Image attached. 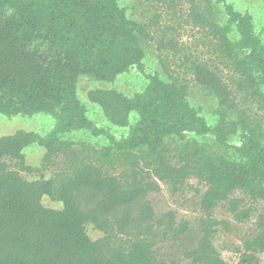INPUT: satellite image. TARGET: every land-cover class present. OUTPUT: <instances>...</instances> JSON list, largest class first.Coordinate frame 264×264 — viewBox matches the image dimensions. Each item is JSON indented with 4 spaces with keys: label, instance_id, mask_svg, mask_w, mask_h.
<instances>
[{
    "label": "trees",
    "instance_id": "16d2710c",
    "mask_svg": "<svg viewBox=\"0 0 264 264\" xmlns=\"http://www.w3.org/2000/svg\"><path fill=\"white\" fill-rule=\"evenodd\" d=\"M158 1L162 8L153 4L154 14L140 22L119 0H0V113L55 117L47 134L18 130L0 136V264H163L156 246L179 240L189 222H178L174 211L158 219L149 195L161 190L159 181L177 192L190 178L204 184V217L202 237L185 256L192 264H227L213 244L219 225L214 209L225 203L244 222L255 211L248 201H264V42L253 16L228 0H217L225 8L226 26L217 20L214 0H186L187 8L182 0ZM163 10L174 24L197 28L203 43L230 63L236 74L230 81L250 96V104L257 103V111L231 119L228 111L238 108L240 92L219 66L194 59L191 74L218 101V122L211 126L188 100L187 79L161 59L169 79L145 75L143 92H88L115 125L128 126L137 114L126 136L117 139L88 117L78 96L80 77L115 81L134 66L145 73L143 43L163 45L177 29L162 23ZM77 130L106 136L108 144L98 148L62 138ZM239 131L241 143L233 147L230 140ZM192 133H212L218 144L234 148L237 159L188 140ZM171 139L184 144L171 148ZM32 144L45 149L43 169L60 157L63 170L49 178H24L21 172L33 170L24 153ZM75 145L80 148L74 150ZM45 195L63 207L44 206ZM87 223L103 236L93 239ZM257 227L236 247L241 264H258L254 251L264 252V214Z\"/></svg>",
    "mask_w": 264,
    "mask_h": 264
},
{
    "label": "rangeland",
    "instance_id": "374dc122",
    "mask_svg": "<svg viewBox=\"0 0 264 264\" xmlns=\"http://www.w3.org/2000/svg\"><path fill=\"white\" fill-rule=\"evenodd\" d=\"M217 9V20L222 26L228 24L225 8L217 0H214ZM236 10L242 13H249L254 18L256 33L264 42V2L260 0H228ZM120 5L126 9L128 16L140 22L146 21L154 14L155 7L153 4L162 8V3L158 0H119ZM184 8H187L186 0H182ZM170 14L171 11H170ZM162 23H171L175 26L176 31L168 33L164 39V44L160 45L156 42H144L145 58L144 72H141L136 66L132 67L117 77L115 81H102L90 79L87 76L80 77L78 81V96L83 105L87 108L88 117L94 121L99 127L104 128L107 132L121 139L126 136L132 125H134L138 116L132 113L130 125L118 126L110 122L103 113L101 106L89 100L88 92L92 89H117L128 96H134L136 93L143 92L148 84L145 75L159 73L164 80L169 79V75L165 72L161 59L166 60V64L173 70V74L187 79L189 86L188 100L197 109L201 115L208 121L211 126H215L218 122L216 111L218 109V101L216 97L204 90L194 79L191 74L192 62L195 59L207 61L216 64L223 71L226 79L234 90H238L237 109L228 111L231 119L238 120L239 112L250 114L257 111V103L250 104V96H245L244 90H239L236 83L230 81L236 79V74L231 68L229 62L220 57L214 49L203 43V34L197 28L189 25L174 24L167 10H163ZM163 24V25H164ZM232 38H237L236 27H232ZM159 45L161 47H159ZM187 56L190 60H186ZM250 105H252L250 107ZM253 109V110H252ZM55 125V117L46 113H39L33 116L18 114L16 116H7L0 113V136L14 134L18 130L35 131L40 134H47ZM62 138L73 143H88L98 148L108 144L106 136H94L87 130H77L62 135ZM188 140L196 139L202 145H205L212 153L222 155L227 160H236L237 154L234 148H226L217 143L212 133L198 136L189 134ZM242 140V131L234 135L230 144L233 147L240 145ZM171 148L184 144L183 141L171 139L168 141ZM80 148L74 146V150ZM26 162L33 168L32 172H21L24 178L28 180L39 179L41 177L49 178L59 171H62L64 161L62 158H55L47 169L42 167V159L45 149L39 144H32L25 148ZM161 190L152 192L149 199L155 209L157 218L168 211L176 213L177 221L187 220L189 222L188 231L179 239H169L161 242L155 248V253L163 264H192L185 254L195 249L202 237L201 219L204 212L201 208V194L205 191L204 184L198 182L195 178L188 179L187 183L177 192H174L169 183L160 182ZM241 196L240 193L237 194ZM255 211L248 221L239 222L228 210L225 203L219 204L213 211L214 216L219 221L218 232L213 239V244L222 258L227 264H241V257L236 253V247L243 246L250 234L258 232L257 219L259 214H264V201H248ZM44 206L53 209H61L63 204L59 201L52 200L49 196L43 197ZM87 233L93 238L98 239L103 233L95 228L93 224H86ZM254 254L258 264H264V252L255 250Z\"/></svg>",
    "mask_w": 264,
    "mask_h": 264
}]
</instances>
